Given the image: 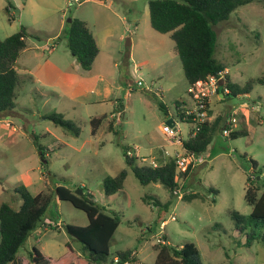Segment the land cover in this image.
I'll use <instances>...</instances> for the list:
<instances>
[{
	"label": "rangeland",
	"instance_id": "374dc122",
	"mask_svg": "<svg viewBox=\"0 0 264 264\" xmlns=\"http://www.w3.org/2000/svg\"><path fill=\"white\" fill-rule=\"evenodd\" d=\"M73 19L84 21L100 44L91 71L83 70L68 49ZM22 27L28 37L17 62L21 86L15 109L0 117V206L18 209L22 199L15 190L22 186L32 195L57 186L75 193L82 189L120 218L110 259L130 250L136 255L130 264H155L154 246L165 240L176 249L195 244L203 264H264V246L256 241L247 247L229 214L250 217L249 178H256L259 195L264 192V85L225 102L218 92L209 99L208 122L221 116L228 123L203 160L190 165L191 175L178 178V195L172 197L162 185L142 186L125 155L128 151L139 166L177 159L184 151L163 133L168 116L183 141L193 127L179 118L181 110L195 106L189 83L174 42L150 25L148 0H90L71 7L68 0H0V38ZM215 31L216 59L232 82L243 87L264 76V0L239 7ZM128 40L133 44L127 46ZM57 115L80 134L48 119ZM102 115L106 118L94 135L91 121ZM229 126L241 135L232 139ZM123 170L128 172L124 188L107 196L104 181ZM88 224L84 211L54 199L43 225L12 264H31L34 248L44 256L42 264H68L74 256L88 255L66 230Z\"/></svg>",
	"mask_w": 264,
	"mask_h": 264
},
{
	"label": "trees",
	"instance_id": "16d2710c",
	"mask_svg": "<svg viewBox=\"0 0 264 264\" xmlns=\"http://www.w3.org/2000/svg\"><path fill=\"white\" fill-rule=\"evenodd\" d=\"M255 0H148L150 25L153 30L162 35H168L174 42V51L182 64L183 72L189 86L198 82H207L212 78L221 80L224 85L218 87V94L223 95L225 102L231 97L249 95L257 84L264 85V76L251 79L245 86L240 87L232 82L226 73L227 67L216 59L218 35L215 27L228 21L231 14L239 7L253 3ZM10 6L6 12H10ZM28 32L22 27L17 33L6 38H0V117L15 109V100L21 79L17 70V62L27 47ZM67 46L78 65L85 71H91L96 58L100 54L97 41L84 21L73 19L66 34ZM228 90V93L225 91ZM208 109L210 105H207ZM187 109L180 112L179 118L193 124V117L186 115ZM211 114V113H210ZM211 116V115H210ZM169 117V116H168ZM106 118V115L92 120L93 134ZM49 120L55 125L80 134V129L72 122L65 120L61 115L50 116ZM228 120L217 117L213 122L199 125V131L187 141H183L184 154L195 157L202 156L216 134L227 125ZM232 127H227L232 139L238 138L240 132H232ZM39 151L42 149L38 147ZM126 161L132 172L142 186L158 184L164 186L172 197H177L179 188L178 178H188L192 168L186 172L179 171L177 159L169 158L164 164L154 169L149 165L139 166L135 160L125 152ZM42 153V158L43 157ZM258 164L253 161L256 169ZM128 172L123 170L114 178H106L104 192L107 196L115 195L124 188V182ZM256 178L248 179L245 200L252 207L249 218L238 212H230V216L237 224V231L246 236V246L250 247L254 242L264 246V192L259 195ZM22 199V205L15 209L12 205L4 203L0 206V264H12L16 262L17 254L25 246L44 223V217L54 199L72 203L76 208L87 214L89 224L86 227L67 225L68 234L84 246V252L88 255L78 257L68 264H113L118 257L121 264L136 262V255L132 251L118 254L110 259V249L114 235L119 228L120 218L109 213L104 206L94 201L91 194L78 196L74 191L63 186H57L50 193L32 195L28 188L22 186L15 190ZM197 196H189L192 199ZM151 200L145 203L151 205ZM159 205V204H158ZM247 230H250L248 232ZM156 244L155 264H203L200 252L193 243H186L176 249L165 243ZM86 250V251H85ZM44 256L36 248L30 253L31 264H42Z\"/></svg>",
	"mask_w": 264,
	"mask_h": 264
},
{
	"label": "built area",
	"instance_id": "2783aa9c",
	"mask_svg": "<svg viewBox=\"0 0 264 264\" xmlns=\"http://www.w3.org/2000/svg\"><path fill=\"white\" fill-rule=\"evenodd\" d=\"M90 1V0H68V5L74 6L76 4H82L83 2ZM95 1H103V0H95ZM219 79L212 78L207 82H198L195 85L190 86L189 88V94L192 96V99L194 101V108H187L186 115L193 117V127L190 131V137H193L197 134V131H199V125L204 124L208 122V119L210 118L209 109L207 105L209 104V99L217 94L218 87H219ZM138 85L141 86V82H138ZM151 90V89H150ZM229 91L226 90L225 93H228ZM173 120V119H172ZM163 133L170 139L172 143H179L182 146L183 140L179 136L181 134L180 129L176 126L174 120L171 125H166L163 128ZM227 134V131L224 132ZM189 137V138H190ZM165 157L169 156L168 152H164ZM203 160L202 156L195 157L193 155H186L182 153L181 155H177V164L179 171L186 172L190 165L197 163ZM166 161V160H165ZM150 167L156 169L160 165L157 164L155 161H151L149 164ZM195 166V164H194ZM164 243V241H163ZM113 264H121V261L118 257L114 259ZM123 264H130V262H125Z\"/></svg>",
	"mask_w": 264,
	"mask_h": 264
},
{
	"label": "water",
	"instance_id": "95a60500",
	"mask_svg": "<svg viewBox=\"0 0 264 264\" xmlns=\"http://www.w3.org/2000/svg\"><path fill=\"white\" fill-rule=\"evenodd\" d=\"M72 22V20H69V23H71ZM129 42L127 43V46H130L131 45V42H130V40H128ZM224 85V83H223V80L221 79L220 80V82H219V86H223ZM222 97H223V95H222ZM172 123H173V120L172 119H169L168 121H167V124L168 125H171L172 126ZM76 195H78V196H83V190L82 189H79L77 192H76Z\"/></svg>",
	"mask_w": 264,
	"mask_h": 264
},
{
	"label": "crops",
	"instance_id": "0c3cea01",
	"mask_svg": "<svg viewBox=\"0 0 264 264\" xmlns=\"http://www.w3.org/2000/svg\"><path fill=\"white\" fill-rule=\"evenodd\" d=\"M136 24H137V22H135ZM97 41V44H98V47H99V42H98V40H96ZM52 42V41H51ZM133 44V42H131V45ZM99 49H100V47H99ZM219 98H220V100H222L223 99V97H222V95H219ZM103 116V115H102ZM169 119H173L172 117H170L169 116ZM95 135V134H94Z\"/></svg>",
	"mask_w": 264,
	"mask_h": 264
}]
</instances>
